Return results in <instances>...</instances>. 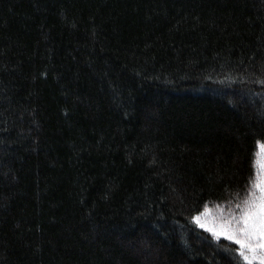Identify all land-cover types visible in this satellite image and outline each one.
I'll return each mask as SVG.
<instances>
[{
    "label": "trees",
    "instance_id": "16d2710c",
    "mask_svg": "<svg viewBox=\"0 0 264 264\" xmlns=\"http://www.w3.org/2000/svg\"><path fill=\"white\" fill-rule=\"evenodd\" d=\"M258 141L264 0H0V264H246Z\"/></svg>",
    "mask_w": 264,
    "mask_h": 264
},
{
    "label": "snow or ice",
    "instance_id": "6c2138e0",
    "mask_svg": "<svg viewBox=\"0 0 264 264\" xmlns=\"http://www.w3.org/2000/svg\"><path fill=\"white\" fill-rule=\"evenodd\" d=\"M257 143L264 150V143ZM260 168L247 195L235 205L238 211L227 220L208 226L201 221L206 212L192 217L194 223L213 236H223L238 245L236 252L246 264H264V163Z\"/></svg>",
    "mask_w": 264,
    "mask_h": 264
},
{
    "label": "rangeland",
    "instance_id": "374dc122",
    "mask_svg": "<svg viewBox=\"0 0 264 264\" xmlns=\"http://www.w3.org/2000/svg\"><path fill=\"white\" fill-rule=\"evenodd\" d=\"M264 163V150H261L258 147L256 160H255V176L258 172H261L260 164ZM253 179V180H254ZM239 203L237 201L236 203H214L212 205H209L207 208L204 209L201 213H207L206 215L201 216V221L205 223L208 226H214L216 224H219L222 221H225L229 218L230 214L233 212L238 211L235 208V205ZM199 213V214H201ZM197 214V215H199Z\"/></svg>",
    "mask_w": 264,
    "mask_h": 264
}]
</instances>
